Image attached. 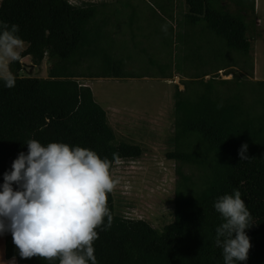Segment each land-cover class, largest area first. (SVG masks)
<instances>
[{
  "label": "trees",
  "instance_id": "16d2710c",
  "mask_svg": "<svg viewBox=\"0 0 264 264\" xmlns=\"http://www.w3.org/2000/svg\"><path fill=\"white\" fill-rule=\"evenodd\" d=\"M232 1L235 10L224 0H185L187 59H204L200 54L204 42L213 44L206 51L215 59L226 58L222 48L249 55L248 15L255 14V0L250 4ZM100 12L101 6L94 3L1 0L0 23L18 25L17 35L26 48L10 63L15 86L7 88L0 77V185L18 154H27L29 139L44 145L63 142L85 147L109 160L113 153L119 160L142 155L141 146L117 140L107 111L92 89L77 80L84 77V69L91 78L134 77L123 71L122 59L107 54L102 39L92 36ZM208 34L213 36L210 42ZM193 38L197 41L194 55L190 52ZM25 57L34 66L47 59L52 64L49 76H20ZM183 85L184 90L176 87L174 93V150L166 154L176 163L175 219L159 232L144 220L118 216L109 193L113 222L108 230H97L98 264H224L222 249L215 244L222 218L214 202L234 190L240 191L252 217V225L245 230L251 243L248 259L236 264H264V81L249 86L233 78L206 81L197 76ZM244 144L247 160L239 156ZM183 166H189V171ZM4 244L6 258H15L17 264H49L37 258L21 259L10 233L4 234Z\"/></svg>",
  "mask_w": 264,
  "mask_h": 264
},
{
  "label": "rangeland",
  "instance_id": "374dc122",
  "mask_svg": "<svg viewBox=\"0 0 264 264\" xmlns=\"http://www.w3.org/2000/svg\"><path fill=\"white\" fill-rule=\"evenodd\" d=\"M224 1L230 10H235L232 0ZM251 1L248 0V4ZM129 2L121 0V5L113 2L105 6L98 19L100 24H109L102 41L107 54L122 59L123 71L136 78L83 80L81 77L78 81L82 85H92L96 101L107 108L117 140L143 149L139 158L122 159L114 165L112 176L120 181L112 191L115 214L126 219L144 220L161 232L175 219L176 163L166 156L174 150L175 89L184 90L183 84L197 76L206 81L233 78L237 83L250 86L259 81L254 79L255 67L258 79L264 81V0L260 1L258 15L250 12L248 15L247 38L252 43L248 56L222 48L226 58L215 59L206 51L213 44L204 42L203 51H200L204 59L199 61L186 57L190 42L185 41L189 31L185 26L188 13L185 0ZM115 26L121 27L122 34L115 33ZM162 26H167L166 32ZM123 34L130 37L123 38ZM206 38L209 42L213 40L209 34ZM193 41L190 52L194 55L197 41L195 38ZM25 48L23 44L19 54ZM11 62L0 66V77L12 75ZM21 62L20 76L23 77L47 78L52 67L47 59L40 66L32 65L30 57ZM87 64L85 62L84 66ZM90 70L87 69L88 73ZM81 72L87 75L86 69ZM171 74H174L173 78L163 80V76ZM183 167L189 171V166ZM2 248L4 243L0 237V250Z\"/></svg>",
  "mask_w": 264,
  "mask_h": 264
},
{
  "label": "clouds",
  "instance_id": "9594fccd",
  "mask_svg": "<svg viewBox=\"0 0 264 264\" xmlns=\"http://www.w3.org/2000/svg\"><path fill=\"white\" fill-rule=\"evenodd\" d=\"M162 30L166 32L167 26ZM18 32V25L0 23V66L19 59L24 41ZM3 80L7 88L15 86L11 75ZM26 145L27 154H18L0 185V236L11 234L21 259L98 264L94 243L98 229L112 226L107 197L120 182L111 171L119 155L113 153L109 160L85 147L63 142L44 145L36 139ZM247 148L242 145L241 160L250 159ZM214 209L222 218L215 244L222 249L224 264L246 261L251 243L245 230L252 217L240 191L218 197Z\"/></svg>",
  "mask_w": 264,
  "mask_h": 264
},
{
  "label": "crops",
  "instance_id": "0c3cea01",
  "mask_svg": "<svg viewBox=\"0 0 264 264\" xmlns=\"http://www.w3.org/2000/svg\"><path fill=\"white\" fill-rule=\"evenodd\" d=\"M71 4L73 5H80L82 3H94V4H99L101 6V10L107 6V5H110L112 4L113 2H120L121 0H68ZM260 1L261 0H255V14L258 15L259 13V10H260ZM111 2V3H110ZM127 2H129V0H127ZM130 3V2H129ZM119 5H121L119 3ZM101 14V12L96 16L95 20H94V24L91 28V34L93 37L97 38V39H102L103 41V37L105 36L103 33H104V30H106L108 28V25L109 24H100L99 21L100 19H98V16ZM104 19V18H103ZM102 19V20H103ZM109 19V18H107ZM120 27V26H119ZM121 29V27H120ZM118 29V26H115V33H120L122 34V29L120 30ZM122 36H124L123 38H129L130 35L128 34H123ZM103 44V43H102ZM106 47V45H104ZM85 76V75H84ZM88 75H86V77H82L83 80H99V79H102V80H109V79H115V80H129V79H134L136 77H125V78H117V77H100V78H91V77H87ZM81 78V77H80ZM259 78V74H258V70L257 68L255 67V80H260L258 79ZM79 80V78L77 79ZM163 80H166V78H163ZM168 80V79H167ZM264 80V79H262ZM90 88L92 87L89 86ZM92 89V88H91ZM93 91V90H92ZM94 94V92H93ZM95 97V96H94ZM96 100V98H95ZM100 104V103H99ZM103 107V106H102ZM106 111H107V108L103 107ZM108 114V112H107ZM2 239H3V243H4V235L0 236ZM0 264H13V258L11 259H7L6 256H5V244H4V249L2 248L0 250ZM15 264H17V261L15 259Z\"/></svg>",
  "mask_w": 264,
  "mask_h": 264
}]
</instances>
